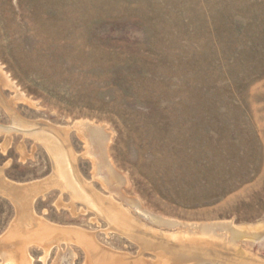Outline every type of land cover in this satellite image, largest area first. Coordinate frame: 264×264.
<instances>
[{
	"label": "rangeland",
	"instance_id": "1",
	"mask_svg": "<svg viewBox=\"0 0 264 264\" xmlns=\"http://www.w3.org/2000/svg\"><path fill=\"white\" fill-rule=\"evenodd\" d=\"M79 121L105 126L107 157L122 179L104 183L107 169L72 129L77 172L111 211L140 221L134 229L155 240L143 225L178 232L134 205L169 222H228L263 237L237 242L238 251L217 245L207 259L264 264V0H0V125ZM56 165L30 135L0 133V178L43 183ZM92 204L51 187L31 200L23 226L18 202L0 195V248L26 247L31 264H57L66 242L43 259L58 231L8 241L36 220L92 238L88 253L71 242L72 264L102 262L100 250L159 263L152 244L134 241L130 226Z\"/></svg>",
	"mask_w": 264,
	"mask_h": 264
},
{
	"label": "bare ground",
	"instance_id": "2",
	"mask_svg": "<svg viewBox=\"0 0 264 264\" xmlns=\"http://www.w3.org/2000/svg\"><path fill=\"white\" fill-rule=\"evenodd\" d=\"M72 129H76V131H79L83 136V138L86 140V142L89 144V147L91 149L90 156L93 157L96 161H98V165L101 166L102 164L107 169L108 178L107 177H106L107 179L103 178L104 183L107 182L119 183V181H121L122 177L114 170L113 165L110 163L107 157V145L109 141V134L106 132L105 126L103 125H98L95 124L94 122L92 123L88 121H79L74 123L72 126H68V127H55L50 124H43V123H37L32 125L31 124L28 125L26 123H15L11 127H7V126L5 127L0 125V133L9 134L14 131H20L24 134H28V136L30 135L31 137L35 138L37 141L41 142L54 156L57 164L55 169L56 171L54 172L55 177L52 180H48L43 183L39 182V183H35L34 185H20V184L18 185L11 181H8L7 179L5 180L3 176L0 178V195L13 198L14 201L16 200L18 202L20 208V216H21L20 218L22 220L21 224H23V226L28 224L27 222H29V219L32 217L29 206L31 200L33 201V199L43 194L51 187H60V188L62 187L63 189L67 187L68 189H70V191L73 194L91 199L93 204L95 203V205L102 204V202L100 201L101 198L99 199L98 195L92 193L90 189L88 190V187H86L87 185L84 183V181L82 180V178L80 177L79 173L75 168L74 157L73 155H71L72 153L69 145V135ZM109 206L115 207L108 204L106 206V203L102 204V209L104 214L107 215L109 218L110 217L117 218L119 222L130 226L131 230L128 229L130 230L129 236L132 235L134 237L133 239H135L134 241L143 244V246L146 243L148 244L150 243V245L152 244V246L155 247L154 248L155 254H158V256L161 258L158 264H228L225 261V259L221 261H217L214 259L213 260L207 259V255L208 254L213 255L212 248L217 249L215 247L217 245L222 249L229 247L232 250L238 251L240 247L237 246V242L244 241L248 243L250 241H256V240L259 241V239L263 237V235H261L262 233L260 232L251 229H242L233 226L228 222L212 223V224H204V223L187 224V223L169 222L165 220H160L159 218H155L146 214L145 212H143L144 210L142 208L140 209L138 206L134 205V208L140 211L139 216L147 218L152 223L158 224L160 226L178 228L177 233L174 232L172 234H169L163 231H155L152 228H148L147 225H143L142 228H146L150 230V232L156 233V235L159 237V240L157 238L156 240L153 238L149 239L148 236L142 233L143 231L140 230L141 231L140 233L137 229H134V227L137 226V224L140 221H137V219L135 220L130 219L123 211L119 209L118 210L114 209L116 210L115 212L111 211L109 209ZM31 222H32V227H31L32 229L28 231H26L27 229L18 231L15 228L14 229L12 228L13 230H11L9 233L10 238L8 237L9 239L8 241L14 240L17 236V238L23 240V243L24 241L26 243H30L36 240L35 239L36 236L41 231L42 232L58 231L60 233L59 237L49 240L48 247L45 248L46 256L43 259L44 262L46 261V259H48L47 257L52 248H54L55 246L59 247L65 242L68 244L67 254L63 253L62 256L63 258H61L60 256L59 259L57 260V264L58 263L65 264V262L66 263L70 262L69 264H72L71 260L75 255L73 254L70 248L71 242H76L82 247H84L87 253L93 251L92 246L94 245L92 238L85 233H81L79 231H74L71 229H67V230L61 229L57 226L54 228L46 227L45 224L43 223H38V222L36 223V220ZM127 222H130L132 225L128 224ZM152 240L155 241L156 243L155 244L151 243ZM174 241H178L184 244L190 243L193 244L195 248L192 249V248H188V246L177 247L175 245H172L168 250L167 245L165 244H167V242L170 244L171 242ZM2 242L3 241L0 242V245ZM198 243H201V245H198ZM100 252L103 256H105V260L98 263L97 262L94 263L93 261H91L89 264H134L135 263L132 260H125V259L123 260L121 259L120 255H114L111 252H107V251L102 252L101 250ZM191 254H196L197 256H202V257L194 261H192V259L190 258H187L188 261L184 262L185 261L184 258L187 257L186 255H191ZM0 259H2L1 264H31L27 255L26 247L24 250L22 246L18 248L12 247L9 249L0 248Z\"/></svg>",
	"mask_w": 264,
	"mask_h": 264
}]
</instances>
